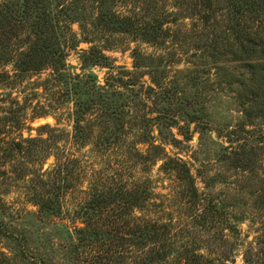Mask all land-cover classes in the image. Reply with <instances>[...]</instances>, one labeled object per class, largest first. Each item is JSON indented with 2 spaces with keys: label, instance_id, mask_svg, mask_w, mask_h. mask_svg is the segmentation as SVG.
Listing matches in <instances>:
<instances>
[{
  "label": "rangeland",
  "instance_id": "374dc122",
  "mask_svg": "<svg viewBox=\"0 0 264 264\" xmlns=\"http://www.w3.org/2000/svg\"><path fill=\"white\" fill-rule=\"evenodd\" d=\"M69 1L50 0L49 9L55 14ZM86 2L75 3L79 14L71 12L75 36L64 28L61 39L70 78L56 81L50 71L16 75L19 48L11 45L0 53L5 59L0 75L11 78L0 79V264H94L97 256H106L107 239L81 241L82 208L93 187L105 190L120 183L153 191L152 212L136 215L172 223L182 239L179 247L189 242L210 258L244 264L247 256L252 264H264V209L259 205L264 142L256 140L264 134V120L251 125L243 113L232 88L239 80L237 64L221 63L230 72L224 77L233 79H219L215 66L201 59L202 35L210 36L214 27L194 23L191 0L107 5L119 15L143 18L160 11L168 18V35L149 42L96 27L97 11L91 0ZM24 3L0 0V6L14 9ZM63 12L60 17L68 19ZM90 51L105 54L108 66L85 61ZM78 103L86 108L101 103L100 110L88 112L81 132L75 123ZM110 106L122 121L113 118L101 126L102 110ZM194 112L199 121H191ZM145 133L168 159L186 163L198 190L197 205L188 183L162 169L164 161L146 164L139 156L159 153H148L150 145L140 142ZM245 149L256 156L248 169L241 164ZM47 197L58 202L54 214L40 212L38 203ZM213 207L218 211L204 222L185 216Z\"/></svg>",
  "mask_w": 264,
  "mask_h": 264
},
{
  "label": "trees",
  "instance_id": "16d2710c",
  "mask_svg": "<svg viewBox=\"0 0 264 264\" xmlns=\"http://www.w3.org/2000/svg\"><path fill=\"white\" fill-rule=\"evenodd\" d=\"M86 1H69L70 5H64L60 12L55 14L49 9L50 0H25L23 7L15 9L6 4L0 6V53H4L11 45L19 48L15 53L16 75L22 73L40 75L50 71L51 78L56 81L62 82L66 77L70 78L66 73L68 49L67 46H62L61 39L65 37L64 32H67L64 28L75 36L71 24L76 19L73 17L75 14L71 12L79 14L76 12L79 6L75 3H82V6H85ZM91 1L97 11L96 27L111 32L132 34L149 42H159L168 35L165 26L170 22L160 11L156 10L152 17L140 18L136 13L119 15L107 8L108 4L118 2L133 4L139 0ZM188 10L195 24L200 23L204 29L214 27L210 36L205 33L202 35V45L198 47L202 51L201 59L205 60L204 63L215 66L216 77L219 79L221 76L223 79H233L227 74L224 77L225 73L230 72L221 67V63L237 64L236 68L240 69L236 73L239 80L232 88L243 108V113L251 125H254L256 119L264 120V0H191ZM61 12L68 19L64 17L62 19ZM23 45H27V49H23ZM75 46L76 43L69 49H75ZM83 56L85 61L93 65L108 66V57L101 51L85 52ZM3 60H5L3 57L0 58V64ZM6 76L7 79H11L10 74ZM6 76L0 75V79ZM229 85L233 86L231 82ZM93 106L95 107L86 108L78 103L75 119L77 132L82 131V122H85L91 108L100 110L101 103H94ZM108 110L110 112L102 110L101 126L108 125L113 118L122 121L111 106ZM190 116L192 122L200 119L197 112ZM153 138L152 135L145 133L140 137V142L150 145L148 153L151 151L159 153L139 156L145 159L146 164L164 161L162 169L177 173L180 181L188 183V194L196 199L194 204L197 205L200 202L198 190L188 166L180 159H168L164 154V148L152 141ZM256 140L259 144L263 143L264 134L256 136ZM251 152L252 150L247 149L243 151L241 164L245 169L255 164L256 156ZM154 196L148 186L129 189L120 183L115 188L105 190L92 188L83 203L86 227L79 229V233L84 235L81 241L107 239L109 246L108 254L97 256L94 264H229V262L236 264L234 259L230 260L225 256L207 257L198 252L199 249H194L189 242L179 247L182 239L172 223L163 222L151 215H136L138 211L152 212ZM259 197L260 207L264 206V193ZM38 204L41 213L54 214L58 202L47 197L41 198ZM263 206L261 208L264 209ZM215 209L217 208L206 209L200 214L191 210L190 214L185 216L198 218L204 222L214 216L213 212L218 211ZM181 248H184L183 252L177 255L176 259H171ZM244 264H252L247 256L244 257Z\"/></svg>",
  "mask_w": 264,
  "mask_h": 264
}]
</instances>
